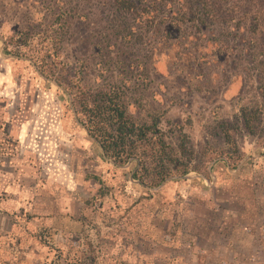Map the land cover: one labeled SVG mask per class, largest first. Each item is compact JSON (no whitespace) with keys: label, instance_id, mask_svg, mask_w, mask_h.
Segmentation results:
<instances>
[{"label":"rangeland","instance_id":"rangeland-1","mask_svg":"<svg viewBox=\"0 0 264 264\" xmlns=\"http://www.w3.org/2000/svg\"><path fill=\"white\" fill-rule=\"evenodd\" d=\"M250 11L256 35L163 11L187 25L177 37L111 0H0V264H264V140L239 123L234 168L215 129L241 107L264 113V0L237 17ZM123 78L139 81L127 103L165 114L167 141L180 126L205 153L189 179L147 191L78 125L73 94Z\"/></svg>","mask_w":264,"mask_h":264},{"label":"trees","instance_id":"trees-1","mask_svg":"<svg viewBox=\"0 0 264 264\" xmlns=\"http://www.w3.org/2000/svg\"><path fill=\"white\" fill-rule=\"evenodd\" d=\"M116 16L126 21L132 18L148 28L151 25L164 26L168 35L182 36L183 27L190 24L192 28L204 30L214 25L235 24L242 29L249 25V32H260V18L255 14H242V5L249 0H111ZM186 3L190 7L186 8ZM164 11L166 19L178 18L184 25L163 23L159 16ZM166 21V20H165ZM133 32L132 28L129 33ZM18 56L19 53H15ZM256 64L261 74L258 87L264 102V51H257ZM143 76V74H142ZM145 77V75H144ZM141 78V77H140ZM142 81V80H141ZM139 81L123 78L119 83L105 84L97 90H78L73 94L72 104L78 125L84 130L100 149L104 160L117 168L132 166L131 178L147 191H153L162 185L183 180L201 166L205 153L197 154L190 144L182 127L176 126V143L167 141L160 126L165 114L147 110L141 98L133 104L129 97L131 86ZM140 101V102H139ZM131 107L134 112L130 111ZM144 113L146 120L136 117ZM264 113L258 107H241L233 120H219L215 124L217 134L221 137L228 152L224 159L227 166L237 167L240 155L236 149L233 135L242 124L251 137L259 136L264 140ZM262 125V128H258ZM231 153V154H230ZM1 156V150H0Z\"/></svg>","mask_w":264,"mask_h":264},{"label":"water","instance_id":"water-1","mask_svg":"<svg viewBox=\"0 0 264 264\" xmlns=\"http://www.w3.org/2000/svg\"><path fill=\"white\" fill-rule=\"evenodd\" d=\"M211 170V166L209 167V171ZM190 178V175L188 174L186 177H184V179H189ZM203 180H205L204 178H203ZM206 181V180H205Z\"/></svg>","mask_w":264,"mask_h":264},{"label":"crops","instance_id":"crops-1","mask_svg":"<svg viewBox=\"0 0 264 264\" xmlns=\"http://www.w3.org/2000/svg\"><path fill=\"white\" fill-rule=\"evenodd\" d=\"M1 150V149H0Z\"/></svg>","mask_w":264,"mask_h":264}]
</instances>
